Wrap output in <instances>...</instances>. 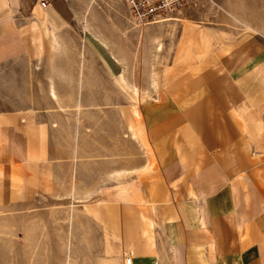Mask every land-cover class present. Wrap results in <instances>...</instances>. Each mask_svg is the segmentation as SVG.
I'll list each match as a JSON object with an SVG mask.
<instances>
[{"label":"crops","instance_id":"obj_1","mask_svg":"<svg viewBox=\"0 0 264 264\" xmlns=\"http://www.w3.org/2000/svg\"><path fill=\"white\" fill-rule=\"evenodd\" d=\"M47 1L44 8L39 0H0V207L30 206L52 196L59 184L64 191L69 169L80 176L86 158L92 180L100 182L101 151L79 149L83 104L54 101L67 92L68 72H44L45 80L58 83L42 89L47 102L36 98L38 51L55 40L49 34L54 23H68L54 6L57 0ZM240 50L247 56L237 55L241 62L228 70ZM153 73L150 79L158 81ZM224 79L250 95L251 122L257 121L264 114V45L251 37L230 40L192 63L164 101L142 107L130 95L132 112H120L144 167L115 176L139 172L141 185L120 182L116 201L98 211L130 264H264V119L244 129L221 98ZM159 80L158 90L152 85L154 100L166 91ZM76 86L74 93H80L82 86ZM69 111L76 131L68 130ZM70 134L77 136L74 147ZM114 167L109 164L108 174Z\"/></svg>","mask_w":264,"mask_h":264},{"label":"rangeland","instance_id":"obj_2","mask_svg":"<svg viewBox=\"0 0 264 264\" xmlns=\"http://www.w3.org/2000/svg\"><path fill=\"white\" fill-rule=\"evenodd\" d=\"M61 1L60 4L57 0L54 6L68 23H54L49 34L55 40L49 39L47 46L38 51L40 57L34 64L38 72L34 82L36 98L38 103L47 102L42 89L46 84L58 83L45 80L44 72L51 67H63L68 72L70 78L64 85L67 92L56 95L54 101L69 103L70 107L72 103L83 104L79 112V149L85 153L101 151L100 182L92 180V168L86 158L81 160L83 172L79 178L72 177L73 170L69 169V182L63 187L68 190L61 191L59 184L52 196H40L30 206H1L0 264H122L123 260L125 264L126 258L116 248L114 231L103 224L98 211L100 204L116 201L120 182L141 185L139 172L127 177H117L116 172L144 167L140 166L138 148L126 135L119 115L124 109L132 112L130 95L135 97L131 89L119 83L120 73H125L132 84L129 87L140 90L142 107L164 101L174 82L184 76L191 64L219 46L244 37L264 45V0H203L171 14L173 19L165 23L146 26L129 14L124 0ZM237 55L244 59L247 56L242 50L234 53L237 62L231 56L228 68L241 62ZM153 72L162 76L165 83L166 91L161 92L159 100L153 99L157 93L151 85ZM76 82L82 86L80 93H74ZM221 85V98L244 129H250L248 125L254 122L263 124L264 114L251 122L254 117H250L249 94L227 84V79ZM68 114V130L76 131L73 112ZM260 134L264 135V125ZM73 140L77 136L70 134V147L77 144ZM110 152L117 156L108 158ZM109 164L115 165L112 174H108ZM60 173L58 169L56 177ZM94 186L100 187L93 190Z\"/></svg>","mask_w":264,"mask_h":264},{"label":"built area","instance_id":"obj_3","mask_svg":"<svg viewBox=\"0 0 264 264\" xmlns=\"http://www.w3.org/2000/svg\"><path fill=\"white\" fill-rule=\"evenodd\" d=\"M203 0H124L129 14L142 25L165 22L171 14L181 9L191 8L202 3ZM41 7H47V0H39ZM130 256L126 257L125 264H130Z\"/></svg>","mask_w":264,"mask_h":264},{"label":"bare ground","instance_id":"obj_4","mask_svg":"<svg viewBox=\"0 0 264 264\" xmlns=\"http://www.w3.org/2000/svg\"><path fill=\"white\" fill-rule=\"evenodd\" d=\"M173 16H170L169 18H167L165 21H167V20H169V19H173L172 18ZM175 19V18H174ZM161 23H165V22H160V23H156V24H161ZM156 24H152V25H156ZM146 26V25H145ZM87 28V27H86ZM89 32V31H88ZM144 32V31H143ZM100 40V39H99ZM101 41V40H100ZM102 42V44H103V41H101ZM105 45H107L106 43H104V46ZM191 47V46H190ZM108 48V47H107ZM188 54V53H187ZM113 59L117 62L118 60H117V58L115 57V56H113ZM124 74L125 73H120V75H119V82L120 83H122L126 88H128V89H131L132 90V92L134 93V95H135V98H136V101H137V103L139 104L140 103V90L137 88V87H133V88H131V87H129V84H128V82H127V80H126V78H125V76H124ZM151 82H152V84L151 85H153V87L155 88V89H157V81L154 79V75H152V77H151ZM142 104V103H141ZM138 106H140V105H138ZM134 136V135H133ZM136 137V136H135ZM137 139V138H136ZM68 262V261H67ZM69 264V263H68Z\"/></svg>","mask_w":264,"mask_h":264}]
</instances>
